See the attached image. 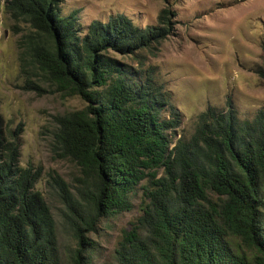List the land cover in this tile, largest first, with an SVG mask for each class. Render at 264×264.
<instances>
[{
  "label": "trees",
  "instance_id": "trees-1",
  "mask_svg": "<svg viewBox=\"0 0 264 264\" xmlns=\"http://www.w3.org/2000/svg\"><path fill=\"white\" fill-rule=\"evenodd\" d=\"M59 1L3 7L27 28L20 70L30 67L63 97L84 101L53 114L55 146L80 171L73 191L55 171L46 180L75 239L66 263L94 264L97 242L84 231L129 210L141 187L140 212L120 229L113 264H264V107L239 118L230 102L207 105L187 136L176 134L180 119L146 69L143 76L107 53L150 51L171 32L173 9L161 7L153 24L116 12L82 26ZM255 71L264 76V66ZM23 86L43 89L31 77ZM18 156V130L0 117V264H66L34 188L40 168L20 165Z\"/></svg>",
  "mask_w": 264,
  "mask_h": 264
},
{
  "label": "rangeland",
  "instance_id": "rangeland-1",
  "mask_svg": "<svg viewBox=\"0 0 264 264\" xmlns=\"http://www.w3.org/2000/svg\"><path fill=\"white\" fill-rule=\"evenodd\" d=\"M3 2L0 0V117L18 130L19 164L40 168L34 188L49 206L59 253L66 263L75 239L62 218L67 208L46 180L55 171L73 191L80 171L55 146L53 114L79 108L84 101L78 95L63 97L30 67L20 70V35L27 28L10 17ZM163 6L175 12L173 28L150 51L108 49L107 53L123 67L140 68L143 76L150 74L180 119L176 134L183 131L187 136L196 114L207 105L225 109L230 102L239 118H250L256 108L264 107V76L255 71L264 66V0L59 1L60 12L75 11L82 26L93 19L106 20L116 12L139 25L153 24ZM26 77L38 80L43 89L24 87ZM142 197L141 187H137L129 196V210L101 218L92 230L84 231L97 242L94 264L114 263L113 246L120 229L140 212Z\"/></svg>",
  "mask_w": 264,
  "mask_h": 264
}]
</instances>
